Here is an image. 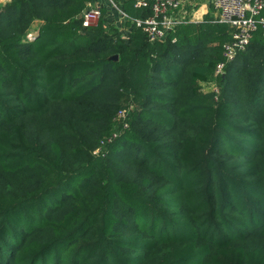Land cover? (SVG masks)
<instances>
[{
  "label": "trees",
  "instance_id": "1",
  "mask_svg": "<svg viewBox=\"0 0 264 264\" xmlns=\"http://www.w3.org/2000/svg\"><path fill=\"white\" fill-rule=\"evenodd\" d=\"M94 1L0 5V264H264V30L214 77L228 25Z\"/></svg>",
  "mask_w": 264,
  "mask_h": 264
},
{
  "label": "built area",
  "instance_id": "2",
  "mask_svg": "<svg viewBox=\"0 0 264 264\" xmlns=\"http://www.w3.org/2000/svg\"><path fill=\"white\" fill-rule=\"evenodd\" d=\"M123 16L126 15L114 0H107ZM134 7L149 8L151 15L145 19H134L132 25L139 28L149 42L163 41L169 32L178 25L191 21L192 11L198 3L209 4L214 23L228 25L231 29L230 40L223 45L224 61L214 70V77L223 76L225 68L237 55L245 51L250 39L258 29L264 30V0H133ZM102 5L88 3L79 16L81 26H95L101 17ZM37 34L27 35L32 41Z\"/></svg>",
  "mask_w": 264,
  "mask_h": 264
},
{
  "label": "rangeland",
  "instance_id": "3",
  "mask_svg": "<svg viewBox=\"0 0 264 264\" xmlns=\"http://www.w3.org/2000/svg\"><path fill=\"white\" fill-rule=\"evenodd\" d=\"M115 1V0H114ZM100 2L102 3L101 5L102 6H106L107 8V17L108 19L105 18L106 21L109 20V23H111L113 26L119 28V31L120 33L122 34V37L123 39H127L128 37V33H129V28L127 27V25H125V20L123 18V16L116 10V8L113 6V5H110V3L107 1V0H100ZM116 3V2H115ZM134 4V1L130 2L128 5H127V8L124 10V11H128L129 8H131V4ZM101 18V17H100ZM36 29V28H34ZM213 85H209L207 88H211ZM59 195V191L55 194H52L50 196H47L45 198L46 201H43L44 202H47V203H51L52 200L57 196ZM52 198V199H51ZM42 201V202H43Z\"/></svg>",
  "mask_w": 264,
  "mask_h": 264
},
{
  "label": "crops",
  "instance_id": "4",
  "mask_svg": "<svg viewBox=\"0 0 264 264\" xmlns=\"http://www.w3.org/2000/svg\"><path fill=\"white\" fill-rule=\"evenodd\" d=\"M10 0H0V5H4L6 3H8ZM94 3H97L99 5H101L102 3L100 2V0H95ZM210 6L209 4H203L201 2L198 3V7H196L194 9V11H192V15H191V21L192 22H201L203 20V18H205L206 16H212L211 12H210ZM39 26V23L38 22H35L34 23V26L32 27V31H30L29 33L31 32H34L35 34L38 35V32H37V27ZM36 28V29H34Z\"/></svg>",
  "mask_w": 264,
  "mask_h": 264
},
{
  "label": "water",
  "instance_id": "5",
  "mask_svg": "<svg viewBox=\"0 0 264 264\" xmlns=\"http://www.w3.org/2000/svg\"><path fill=\"white\" fill-rule=\"evenodd\" d=\"M109 60H111V61H116V60H117V56L110 57ZM223 77H224V76H223Z\"/></svg>",
  "mask_w": 264,
  "mask_h": 264
}]
</instances>
